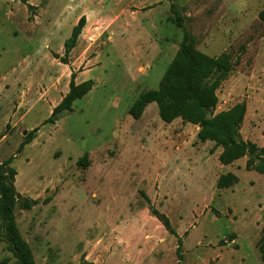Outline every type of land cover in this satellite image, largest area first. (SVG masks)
Segmentation results:
<instances>
[{"label":"rangeland","instance_id":"1","mask_svg":"<svg viewBox=\"0 0 264 264\" xmlns=\"http://www.w3.org/2000/svg\"><path fill=\"white\" fill-rule=\"evenodd\" d=\"M263 12L264 0H0V189L34 264H264V173L247 168L260 159L223 165L222 147L163 123L155 103L128 114L188 34L230 59L211 119L244 104L239 140L261 149ZM72 80L89 91L52 118ZM227 175L236 184L218 189ZM0 264H19L1 216Z\"/></svg>","mask_w":264,"mask_h":264},{"label":"trees","instance_id":"2","mask_svg":"<svg viewBox=\"0 0 264 264\" xmlns=\"http://www.w3.org/2000/svg\"><path fill=\"white\" fill-rule=\"evenodd\" d=\"M173 5H171V9ZM264 19V12L261 14ZM177 28H181L180 21L169 19ZM85 25V18L79 20L73 29L70 38L65 42V50L69 52L73 47ZM231 69L230 59L226 55L219 58H210L198 53L194 40L184 34L182 43L174 59L166 68L156 90L141 94L128 110L133 119H138L148 104L158 106L159 118L165 124H171L180 119L182 122L198 126V140L214 142L216 147H222L223 152L219 161L228 165L242 158L246 154L260 159L259 166L252 161L247 163L248 169L264 173V145L258 149L252 143H243L239 140V129L245 115V105L239 104L227 112H221L210 120H206V111L213 112L218 99L216 90L227 77ZM90 82L74 86L73 80L70 92L63 102L53 111L57 114L69 111L72 102L85 95L90 89ZM28 143V142H27ZM24 143L21 148L25 145ZM20 148V150H21ZM236 184V178L227 175L221 176L217 182L218 189L229 188ZM0 198V216L5 224V238L10 251L19 264H34L31 251L20 237L12 217L14 207L13 189L2 186ZM261 260L264 263V237L259 248Z\"/></svg>","mask_w":264,"mask_h":264},{"label":"water","instance_id":"3","mask_svg":"<svg viewBox=\"0 0 264 264\" xmlns=\"http://www.w3.org/2000/svg\"><path fill=\"white\" fill-rule=\"evenodd\" d=\"M211 119V114L209 111H206V120H210Z\"/></svg>","mask_w":264,"mask_h":264}]
</instances>
